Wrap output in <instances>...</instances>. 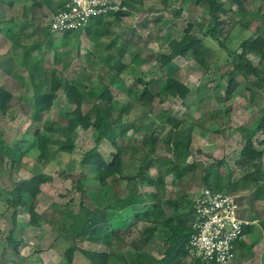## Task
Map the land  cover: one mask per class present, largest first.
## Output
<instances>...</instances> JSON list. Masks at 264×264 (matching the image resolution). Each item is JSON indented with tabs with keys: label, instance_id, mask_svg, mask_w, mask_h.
<instances>
[{
	"label": "trees",
	"instance_id": "obj_1",
	"mask_svg": "<svg viewBox=\"0 0 264 264\" xmlns=\"http://www.w3.org/2000/svg\"><path fill=\"white\" fill-rule=\"evenodd\" d=\"M170 1L173 0H162L164 4ZM4 2L5 0H0V8ZM194 2L196 5L204 2L208 10L207 16L198 25L202 37H194L193 28L195 25L188 23L179 37H174L168 42V52L159 54L156 57L157 60L168 69H171L172 61L176 57L192 59L200 66H207L211 61L218 64H229L231 68L222 75L227 77L225 89L227 96L232 95L242 84L238 79L239 75L243 77L252 97L256 89L264 91V34L261 32L260 25H257L253 32H249V21L245 18L250 13L256 18L264 20V0H232L235 8L227 6L222 0H195ZM122 3L130 6V1L122 0ZM251 4H256L253 11L250 9ZM181 10V8L176 9L173 15L178 16ZM125 14L128 12L111 13L112 20H105V17L100 16L94 17L83 29L62 32L60 39L62 43H65L73 37L76 42L84 30L89 40L95 45L96 56L102 61H106L110 69L115 71L113 79L116 77L124 83L130 79L133 82L135 92L133 89H127L129 94L133 95L128 103L119 104L111 92L109 84L101 80H97L96 85H90L83 79L74 78L65 79L62 83L57 78L56 68L50 70L48 77H38L35 74L36 68L28 72L32 90L31 101L35 107L36 118L38 112L49 107L51 100L60 88L63 89L68 103L72 106L69 111L63 114L67 119L65 125L51 122L47 127L49 132L59 135L56 139L50 140L39 129L35 130L34 134L40 155L45 156L49 148H52L51 156L58 152L72 153L76 147L74 135L77 129L90 124L98 134L95 145L84 153L82 164L88 166L100 186L107 187L110 184L118 186L121 182H125L128 190L126 196L117 198L115 202L103 207L90 209L82 199L79 201L80 213L76 218L70 220L75 231L68 229L66 221H63L60 226L63 236L69 241V245L63 251V256L65 264H72L74 253L78 250L88 259L89 264H186L184 258L190 257L188 256V241L193 233L194 197L183 192L180 198L175 200L164 198L161 194L165 188L164 176L169 174L175 179H181L188 174H199L202 187L231 194H234L237 182H231L228 177L220 175L219 167L225 164L224 159L215 161L213 168L204 165L199 160L188 159L191 154L192 126H185L180 117L172 115L170 112H161V118L164 117L162 118L164 127L154 126L152 123L151 130L144 133L138 145L120 144L119 138L127 137L129 130L136 133L140 129L139 126L143 125L140 121L138 126L136 120L125 124L122 121L125 112H129L128 109L132 110L135 105L145 109L151 107L154 98L159 95L157 91L153 90L154 77L139 67L143 62L139 52L133 53L129 63L122 61L132 41L130 38H122L116 33L112 35L111 27L114 23L119 24ZM158 21L167 24L172 19L163 20V16H160ZM36 34L40 35L39 40L30 46L22 45L23 53L38 48L44 42L47 47L53 43L55 36L50 29L44 31L43 27H36ZM105 36H108L109 39L103 47L104 53L101 54L98 52L97 43ZM209 39L224 51L225 58L222 61L218 57L220 52L209 44ZM231 44H236V46L232 47ZM250 55L257 59V63L253 62ZM55 60L57 61V57ZM250 76L259 80L260 83L249 81ZM165 88L167 96L181 100L192 94L200 96L207 90L206 84H201L192 90L173 74L168 75ZM12 96L10 91L0 85V118L6 115L10 109ZM229 113L230 107L224 111L223 118L225 120L218 119V127L213 131H222L223 125L228 122ZM167 126L165 135L162 138L159 137L158 135ZM257 131L264 132V106L259 110L258 115L253 117V125L248 128V136L237 160L242 171V176L238 180H249L255 185L249 198L252 201L264 199V149L256 147V144L263 146L264 139L258 142L253 139V135ZM103 140L108 141L114 148L110 160H107L99 151L98 145ZM160 145L164 146L165 151L172 156L157 155ZM20 146V140L16 135L7 138L0 132V174L6 175L11 184L10 188L6 190L10 196L8 207L11 210L12 223L6 236V243L12 247L15 253H19V246L22 242L21 235L16 237L14 234L18 215L22 210H26L29 217L27 224L31 227L38 228L43 222L55 227L59 221L56 217L46 218L37 211L34 204L41 193L42 185L53 180L51 174L39 172L28 181L13 178L11 169L13 170L17 162L24 157ZM131 147L137 153L135 158L137 166L133 171H126L125 154ZM153 167L158 170V176L155 178L148 174ZM85 177V173H80L78 179L79 189L82 193L85 191L83 183ZM139 181H146L153 189L140 190ZM236 200L239 204L238 197ZM165 206L171 207L172 211L167 212ZM129 212H133V217L130 220L144 222L146 225L140 230L129 228L133 236L130 239H125L123 229L129 219ZM260 223L264 231V219ZM249 229L245 230L244 235ZM156 234H159L162 239L158 257L149 249ZM242 238L236 240L235 247ZM84 241L104 248L100 250L82 248L78 243ZM129 247L131 251L127 249ZM194 259L198 264H216L213 261L202 262L199 259ZM14 264L20 263L15 262Z\"/></svg>",
	"mask_w": 264,
	"mask_h": 264
},
{
	"label": "rangeland",
	"instance_id": "obj_2",
	"mask_svg": "<svg viewBox=\"0 0 264 264\" xmlns=\"http://www.w3.org/2000/svg\"><path fill=\"white\" fill-rule=\"evenodd\" d=\"M127 1H130V6L126 5L128 14H125L119 24H113L112 35L116 33L122 38L131 39L132 43L129 44V50L122 61L129 63L133 53L139 52L143 59L139 67L154 77L153 90L157 91L159 95L154 98L151 107L145 109L135 105L132 110L128 109L129 112H125L122 116V121L125 124L136 120L137 125L140 121L143 125H138L140 129L136 133L129 130L127 137L119 138L120 144L138 145L144 133L151 130L152 123L154 126L164 127L162 125L164 117L161 118V112H170L172 115L180 117L185 126H192L191 154L188 159L199 160L212 168L215 161L224 159L225 164L219 167L220 175L228 177L231 182H237L233 191L235 195L240 198L245 195L249 196L255 185L249 180H238L242 176V171L237 160L248 136V128L253 125V117L258 115L259 110L264 106V91L256 89L252 97L243 77L239 75L238 79L242 84L232 95L227 96L225 93L227 77L222 75L231 68L229 64H218L211 61L207 66H200L192 59L176 57L172 61L171 69H168L157 60L156 57L159 54L168 52V42L174 37H179L188 23L195 25L193 28L194 37H202L198 25L208 14L204 2L196 5L195 0H173L167 4H164L162 0ZM222 1L227 6L235 8L232 0ZM255 6L256 4L250 5L251 11ZM179 8L182 9L180 14L174 16L173 13ZM14 11V7L8 4V0H5L0 8V20L9 18ZM160 16H163V20L172 19V21L167 24L162 23L163 21L159 22L158 17ZM27 18L29 17L27 16ZM105 18V20H112L113 16L109 15ZM245 18L249 21V32H253L256 26L260 25L261 32L264 34L263 19H258L250 13ZM21 23L24 26L20 23H8L3 25L0 31V85L13 95L10 100V109L6 115L0 118V132L7 138L16 135L24 152V157L17 162L13 170L11 169L14 179L28 181L39 172L49 173L53 176L51 182L42 185L41 193L34 204L37 211L46 218L56 217L59 221L55 227L47 222H43L38 228L31 227L27 224L29 217L26 210H22L18 215L17 221L20 222V226L16 234V237L19 235L22 237L19 246L21 254L13 253L12 247L6 243V236L12 225L11 210L8 207L10 196L6 190L10 188L11 184L6 175L0 174V264H11L17 258L22 261L21 264H65L63 251L69 245V241L63 236L60 226L63 221H66L68 229L74 230L70 220L76 218L80 213L79 201L82 199L83 203L91 209L103 207L115 202L117 198L126 196L128 190L125 182H121L118 186L111 184L107 187L100 186L88 166L82 164L84 153L95 145L98 134L90 124L77 129L74 135L76 147L72 153L58 152L51 156L52 148H49L45 156L40 155L34 134L35 130L39 129L50 140L56 139L59 135L49 132L47 127L51 122L65 125L67 119L63 114L69 111L72 106L68 103L63 89L60 88L51 100L49 107L38 112L36 118L35 107L31 101L32 90L28 72L36 68L35 74L38 77H48L50 70L56 68L57 78L62 83L65 79L74 78L83 79L90 85H96L95 82L101 80L109 84L110 90L119 104L131 101L133 95L129 94L127 89H133L135 92V86L130 79L126 83L116 77L113 79L115 71L110 69L106 61H102L96 56L95 45L83 31L76 42L71 37L65 43H62L60 39L62 32H53L55 37L49 47L43 41V45L23 53L22 45L36 44L40 35L36 34V28L30 22L27 25ZM43 28L44 31H47L48 24ZM108 39V36H105L98 41L99 53H104L103 47ZM209 44L220 52L218 57L222 61L225 58L224 51L211 39H209ZM231 46L235 47L236 44H231ZM55 57H57V61ZM250 58L254 63H257L254 56L250 55ZM170 74L177 76L192 90L201 84H206L207 90L200 96L192 94L184 100L169 97L166 95L165 82ZM248 80L260 83L252 76ZM228 107H230L228 122L223 125L221 132L213 131L218 127L217 120L223 118L224 111ZM167 129L168 126L158 136L162 138ZM253 139L257 142L263 140L264 132L257 131L253 135ZM256 147L264 149V145L256 144ZM98 148L107 160L111 159L114 148L108 141L100 142ZM165 150V147L160 145L157 155L165 154L167 157H171L172 154ZM136 156L137 153L132 147L127 149L125 154L126 171H133L137 166ZM80 173L86 174L83 180L84 193L79 189ZM148 174L153 178L157 177V168H151ZM164 181L165 188L161 194L164 198L174 200L180 198L183 192L195 197L202 187L199 174H188L181 179H175L168 174L164 176ZM138 186L143 191L153 189L146 181H139ZM263 207L264 204L261 209L259 208L260 217L264 215ZM165 209L167 212L172 211L169 206H165ZM240 214L242 215V212ZM132 217L133 212H129V219L123 229L125 239H130L133 236L129 228L140 230L146 225L144 222L130 220ZM78 245L91 250L104 248L87 242H79ZM161 245L162 239L159 234H156L149 249L158 257ZM127 249L131 251L130 247ZM251 258L254 259V256ZM184 261L186 264H198L191 257H185Z\"/></svg>",
	"mask_w": 264,
	"mask_h": 264
},
{
	"label": "built area",
	"instance_id": "obj_3",
	"mask_svg": "<svg viewBox=\"0 0 264 264\" xmlns=\"http://www.w3.org/2000/svg\"><path fill=\"white\" fill-rule=\"evenodd\" d=\"M126 10L121 0H65L64 8L53 14L47 24L52 32L83 29L94 17ZM254 223L240 217L235 194L202 187L194 197L188 256L202 262L233 264L236 240Z\"/></svg>",
	"mask_w": 264,
	"mask_h": 264
},
{
	"label": "crops",
	"instance_id": "obj_4",
	"mask_svg": "<svg viewBox=\"0 0 264 264\" xmlns=\"http://www.w3.org/2000/svg\"><path fill=\"white\" fill-rule=\"evenodd\" d=\"M9 3L12 7H14L15 11L9 18L0 20V27L8 23H20L22 25L21 22L25 25L30 22V24L35 28L43 27L47 24L53 14L65 6V0H8V4ZM27 16L29 18L26 19ZM83 32L85 31L83 30ZM236 197L239 198V215H241L240 212H242L241 217L251 219L256 222L248 227L250 228L249 231H247L241 241L237 243L233 264H264V231L260 223V221L264 219V215L261 217L259 216V210L264 204V199H256L255 201H252L249 200L250 195H245L241 198L236 195ZM19 226L20 222L17 221L15 236H17L16 234ZM84 242L91 243L89 241ZM19 254H21V248H19ZM251 256H254V259L251 258ZM15 262L21 264L22 261L17 258L14 259L11 264H14ZM72 264H89V261L78 250L74 253Z\"/></svg>",
	"mask_w": 264,
	"mask_h": 264
}]
</instances>
